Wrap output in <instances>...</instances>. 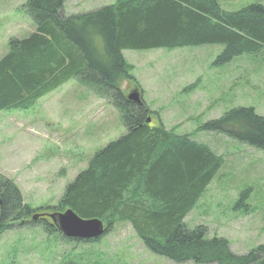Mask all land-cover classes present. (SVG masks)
Segmentation results:
<instances>
[{
  "label": "trees",
  "instance_id": "1",
  "mask_svg": "<svg viewBox=\"0 0 264 264\" xmlns=\"http://www.w3.org/2000/svg\"><path fill=\"white\" fill-rule=\"evenodd\" d=\"M66 0H29L24 10L34 30L11 39L0 58V112L26 111L74 80L118 113L124 134L88 160L65 187L58 208L105 232L128 221L145 249L174 263L264 264V248L235 256L226 241L187 230L182 221L222 165V158L186 135L147 123L151 112L125 99L129 75L122 51L221 46V67L246 56L264 60V6L223 11L217 0H115L87 14L64 15ZM189 88V87H188ZM264 152V116L238 107L200 126ZM248 192V191H247ZM247 192L234 209L244 207ZM0 236L31 217L18 188L0 175ZM46 233L53 225L41 222ZM57 232V231H56ZM83 241V242H95Z\"/></svg>",
  "mask_w": 264,
  "mask_h": 264
},
{
  "label": "rangeland",
  "instance_id": "2",
  "mask_svg": "<svg viewBox=\"0 0 264 264\" xmlns=\"http://www.w3.org/2000/svg\"><path fill=\"white\" fill-rule=\"evenodd\" d=\"M29 0H0V58L11 39L34 30L24 10ZM115 0H66L64 15L87 14ZM238 11L264 0H217ZM221 46L122 51L129 75L142 93L151 125L207 146L222 165L182 221L187 230L226 241L245 256L264 248V152L200 126L229 110L252 108L264 116V60L246 56L213 67ZM264 56V55H263ZM264 58V57H263ZM127 80L120 90L127 91ZM189 87V88H188ZM124 134L117 111L71 80L26 111L0 112V175L20 191L31 217L0 236V264H177L147 251L127 221H117L95 242L46 233L41 222L60 211L64 187L86 168L91 156ZM248 191V192H247ZM247 192L244 207L234 209ZM38 215L36 220L31 219ZM105 228V226H104ZM180 264H194L184 262Z\"/></svg>",
  "mask_w": 264,
  "mask_h": 264
},
{
  "label": "water",
  "instance_id": "3",
  "mask_svg": "<svg viewBox=\"0 0 264 264\" xmlns=\"http://www.w3.org/2000/svg\"><path fill=\"white\" fill-rule=\"evenodd\" d=\"M125 99L133 104L141 103L140 93L135 85H131L124 92ZM149 120H147V123ZM1 207V199H0ZM36 216L33 217L35 219ZM52 225L56 227L59 233L67 239L92 241L101 237L104 233L103 224L96 219L82 220L70 210L63 213H54L49 216Z\"/></svg>",
  "mask_w": 264,
  "mask_h": 264
},
{
  "label": "crops",
  "instance_id": "4",
  "mask_svg": "<svg viewBox=\"0 0 264 264\" xmlns=\"http://www.w3.org/2000/svg\"><path fill=\"white\" fill-rule=\"evenodd\" d=\"M199 199H200V198H199ZM199 199H198V200H199ZM193 208H194V207H193ZM191 211H192V210H191ZM191 211H190V212H191ZM190 212H189V213H190ZM187 214H188V213H187ZM186 216H187V215H186ZM186 216H185V217H186ZM185 217H184V218H185ZM183 220H184V219H183ZM127 222H128V221H127Z\"/></svg>",
  "mask_w": 264,
  "mask_h": 264
}]
</instances>
